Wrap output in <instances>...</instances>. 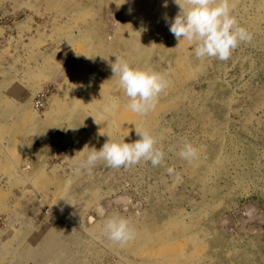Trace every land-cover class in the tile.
<instances>
[{"label":"rangeland","instance_id":"1","mask_svg":"<svg viewBox=\"0 0 264 264\" xmlns=\"http://www.w3.org/2000/svg\"><path fill=\"white\" fill-rule=\"evenodd\" d=\"M7 1L17 18L0 52V264H264V0H231L253 39L227 61L198 60L174 38V0ZM115 56L168 74L147 115L126 107ZM135 128L157 138L160 166L77 170L88 147L133 143ZM113 215L135 240L104 236Z\"/></svg>","mask_w":264,"mask_h":264},{"label":"clouds","instance_id":"2","mask_svg":"<svg viewBox=\"0 0 264 264\" xmlns=\"http://www.w3.org/2000/svg\"><path fill=\"white\" fill-rule=\"evenodd\" d=\"M126 2L124 0L122 4ZM174 3L178 5L179 11L171 21L165 16V22L178 42L185 40L194 45V56L198 60L215 58L227 61L240 44L250 43L253 39V35L240 26L232 14L231 0H174ZM164 7H167V2ZM115 57V62L111 63V71L113 76L118 77L119 86L128 98L126 107L133 113L147 115L155 109L160 94L169 86L168 74L150 68L133 67L125 59ZM116 106L113 104L110 107ZM135 131L139 139L133 143L112 141L109 138L99 150L88 147L86 159L76 164L77 170L90 172L98 161L117 169L127 168L141 161L150 162L153 167L160 166L165 153L157 147V138L144 128H135ZM84 150L85 147L80 152ZM178 155L191 163L197 158L198 151L190 142L185 141ZM167 171L171 174L174 169L169 167ZM176 179H180L178 173ZM103 234L120 246H125L136 238L134 227L120 215H113L105 220Z\"/></svg>","mask_w":264,"mask_h":264},{"label":"built area","instance_id":"3","mask_svg":"<svg viewBox=\"0 0 264 264\" xmlns=\"http://www.w3.org/2000/svg\"><path fill=\"white\" fill-rule=\"evenodd\" d=\"M10 4L7 0H0V52L11 36L10 24L15 21L17 14L15 12H7V5ZM49 88H43L36 96L34 105L37 109H42L45 106L47 93Z\"/></svg>","mask_w":264,"mask_h":264},{"label":"bare ground","instance_id":"4","mask_svg":"<svg viewBox=\"0 0 264 264\" xmlns=\"http://www.w3.org/2000/svg\"><path fill=\"white\" fill-rule=\"evenodd\" d=\"M40 184V183H39Z\"/></svg>","mask_w":264,"mask_h":264}]
</instances>
